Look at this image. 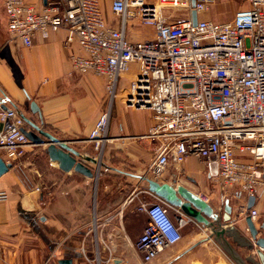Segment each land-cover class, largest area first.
Returning <instances> with one entry per match:
<instances>
[{
	"label": "built area",
	"instance_id": "built-area-1",
	"mask_svg": "<svg viewBox=\"0 0 264 264\" xmlns=\"http://www.w3.org/2000/svg\"><path fill=\"white\" fill-rule=\"evenodd\" d=\"M2 1L11 39L31 47L37 36L65 30L66 42L79 48L71 56L73 71L105 81L107 102L89 137L99 158L121 93L128 108L153 114L141 137L155 143L153 180L193 157L220 187L239 188L255 199L264 195V0H244L248 7L224 23L199 17L215 0H195L194 6L192 0H43L41 8L26 0ZM105 1L113 20L105 16ZM169 10L187 15L174 20ZM134 21L153 35L133 40L128 28ZM127 75L129 84L121 88ZM0 121V151L8 163H17L35 145L15 108L0 106ZM138 209L149 218L135 245L143 264L177 245L182 229L195 223L156 197ZM249 214L259 215L256 209ZM43 264L55 262L50 257ZM94 264L117 263L98 254Z\"/></svg>",
	"mask_w": 264,
	"mask_h": 264
},
{
	"label": "crops",
	"instance_id": "crops-1",
	"mask_svg": "<svg viewBox=\"0 0 264 264\" xmlns=\"http://www.w3.org/2000/svg\"><path fill=\"white\" fill-rule=\"evenodd\" d=\"M26 1L39 8L44 3ZM222 5L213 13L209 8L199 17L218 20L219 12L225 9ZM103 7L106 18L111 20L109 2L105 1ZM66 35L65 30H59L47 38L37 36L31 47L23 46L9 36L0 0V106L15 108L81 156L98 163L85 162L94 178L64 172L48 158L47 146L32 147L23 159L9 163L12 167L0 177V264H43L50 257L55 264L62 259H71L73 264H94L97 254L91 257L86 248H103L99 252L101 258L112 256L117 264H143L135 245L149 218L138 208L143 202L155 201L145 180L152 179L155 143L141 137L153 125V114L129 110L120 93L110 122V141L99 158L89 137L107 102L105 81L73 71L71 56L79 53V48L68 44ZM130 78L127 75L123 79L129 84ZM31 102L36 103L39 113H33ZM26 128L31 129L28 124ZM36 147L41 148L35 150ZM37 151L44 157L43 170L32 159V153ZM0 157L8 163L3 151ZM158 182L183 186L200 196L214 209L220 222L224 221L228 204L232 213L226 226L236 230L226 239L234 238L241 247L234 250L241 258L258 260L255 250L239 244L234 237L248 244L252 240L246 224L251 197L246 193L214 183L202 161L193 157L177 168L170 167ZM252 209L259 214L252 219L258 238H264V195L255 200ZM171 213L175 217L176 212ZM95 231L98 242L94 239ZM182 235L177 245L166 249L156 260L162 264L223 263L214 261L220 242L210 228L193 222L182 229Z\"/></svg>",
	"mask_w": 264,
	"mask_h": 264
},
{
	"label": "water",
	"instance_id": "water-1",
	"mask_svg": "<svg viewBox=\"0 0 264 264\" xmlns=\"http://www.w3.org/2000/svg\"><path fill=\"white\" fill-rule=\"evenodd\" d=\"M192 5H195V0H192ZM191 19L193 24L198 21V14L195 10L191 12ZM31 108L33 113H39V108L35 102H31ZM22 117L26 124L31 129L23 128V132L29 139V141L35 146H47L46 154L50 161L57 163L58 167L64 172H77L88 178H94V173L85 162H92L98 164L97 160L91 157H83L81 154L68 146L65 142L57 139L52 134L42 130L33 121L22 114ZM11 164L6 163L0 157V177H2L11 168ZM148 188L147 191L154 195L157 199L162 200L172 209L180 210L186 217L193 219L196 223L202 224L212 230V233L219 242L223 241L226 247L223 248L234 260L236 264H264V238H258V231L256 230L255 224L252 218L246 217V224L251 234L253 243H244L234 236L239 244L246 246L249 250H255L257 259L249 257L246 259L241 258L239 254L234 251L226 236L232 235L235 232V228H227V223L231 221V207L226 204L225 214L223 222L218 221V217L215 214L214 209L200 196L189 191L183 186H172L168 183H159L150 178H145ZM255 198L251 197L247 210H251L255 203ZM36 211H40L38 203L35 204ZM221 244V243H220ZM58 264H73L71 259H62Z\"/></svg>",
	"mask_w": 264,
	"mask_h": 264
},
{
	"label": "rangeland",
	"instance_id": "rangeland-1",
	"mask_svg": "<svg viewBox=\"0 0 264 264\" xmlns=\"http://www.w3.org/2000/svg\"><path fill=\"white\" fill-rule=\"evenodd\" d=\"M219 1L220 0H215L214 3L210 6V12L213 13V10L215 8H218L219 5L224 4L222 6H224L225 9L223 11L219 12V14H220L219 19L215 20L218 22H229V21H231L235 12H238L239 10L246 8V6H247L245 4L246 2L244 0H226L224 3H219ZM166 13L170 17H172L174 20H182L187 15L185 11H177V10L176 11L175 10H171V11L169 10V11H166ZM111 20H113V17ZM128 35L132 39H134V38H143L144 39L145 37L148 38V37H151L153 35V29H151L150 27H147V26H143V25L139 24L137 21H134L133 24L131 26H129V28H128ZM127 84H128L127 79H123L121 81V85L126 86ZM116 102H118V100H116ZM129 110H131L133 112L138 111V110L133 109V108H130ZM113 115H115L114 109H113ZM36 148H34V149L38 150L41 147H36ZM27 154H26V156H27ZM41 154H42L41 151H37L36 153H32V156H33L32 159H33V161H36L37 165L40 167V169L43 170L45 163L43 160L44 157H41L42 156ZM42 180H43V174H42ZM93 234L95 235L94 236L95 242H98L99 240H97V238H96V231L93 232ZM227 240L233 249L234 248H241V247L237 246L234 238L228 237ZM250 242L253 243V240H250ZM220 243H221L219 245L220 250L218 251V255L214 256V261H216V262L218 261L219 263L223 262L222 264H236L234 262V260L229 256V254L226 252V250L223 248V246L226 247L225 243L223 241H221ZM243 248H245V247H243ZM102 249L103 248H86L87 254L90 255L91 257L94 255V253H95V255L96 254L98 255L99 252L102 251ZM224 261H226V262H224ZM151 264H162V261L161 260H155Z\"/></svg>",
	"mask_w": 264,
	"mask_h": 264
}]
</instances>
